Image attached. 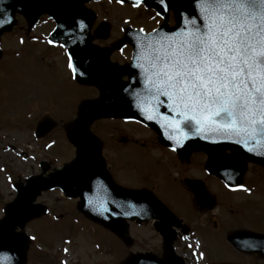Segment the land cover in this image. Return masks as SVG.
Segmentation results:
<instances>
[{
	"label": "rangeland",
	"instance_id": "1",
	"mask_svg": "<svg viewBox=\"0 0 264 264\" xmlns=\"http://www.w3.org/2000/svg\"><path fill=\"white\" fill-rule=\"evenodd\" d=\"M88 7L96 13L89 30L92 35L103 21L109 24L107 37L101 39L93 35V43L98 47L111 49L110 60L120 64L126 60L128 52L125 49L124 53L117 54L115 46L127 27L150 29L164 21L161 18L150 20V12L146 13L143 8L131 9L125 3L103 0L90 2ZM170 11L168 22L173 23V11ZM14 17L16 26L10 32L4 33L0 40V220L4 216L5 205L16 194L14 185L24 183L31 175L39 174L41 162L46 163L47 171H50L72 161L74 150L65 128L75 119L81 101L95 99L99 95L95 88H80L77 85L69 68L64 66V58L54 52L53 45L47 41H36L27 36L17 41L26 32V21L18 12ZM42 22L47 20L43 19ZM50 26L52 27L50 24L40 26L38 31L45 32ZM43 116L52 118L56 125L43 138L37 139L33 130L36 122ZM88 130L103 143L100 155L106 165L111 166L108 168L110 171L114 168V172L120 173L122 183L127 181L125 176L134 179L137 173L144 171L142 167L158 168L155 161L148 160V153L141 154L139 149L131 152L134 154L133 164L121 156L119 158L122 160L117 159L118 152L125 150L120 144L121 137H127L128 140L138 138L147 142L154 138L152 133L141 127L98 117L89 122ZM119 166L121 167L118 168ZM250 169L249 172L254 175L256 190L252 189L247 197L232 194L230 199H224L220 194L216 209L206 215L195 213V219L202 229L210 227L206 224L210 219L209 215L214 214L220 221L221 215L228 214L227 228L221 225L219 230L248 226L264 232V172H260L257 165H250ZM146 178L144 180L150 184L149 175ZM163 179L170 183L167 177ZM125 184L140 186L139 182ZM173 198L178 201L172 206L174 213L186 214L189 207L184 193L177 190ZM36 201L46 204L49 212L53 213L47 220L42 217L36 221L29 219L25 222L23 232L36 239L28 244L27 264H61L65 255L70 258L69 261L64 260L69 264H93L100 260L105 261L103 264H109V261L122 264L130 251H159L160 240L149 231L148 226L132 227L131 233L135 242L129 247L127 243L113 239L106 230L82 217L76 210V205L68 199H62L57 190L43 192ZM60 215L64 216L59 218ZM78 226H82V230L73 233ZM86 228L91 230V235ZM96 234L100 239L94 241L106 251V256H100L96 247L93 248V243L88 244ZM71 236L76 240L66 244L63 238ZM225 240L223 233H204L202 250L209 261L221 263L238 258L234 257L238 254ZM258 264H264V260L260 259Z\"/></svg>",
	"mask_w": 264,
	"mask_h": 264
},
{
	"label": "water",
	"instance_id": "2",
	"mask_svg": "<svg viewBox=\"0 0 264 264\" xmlns=\"http://www.w3.org/2000/svg\"><path fill=\"white\" fill-rule=\"evenodd\" d=\"M87 1L89 0H0V8L5 9L0 13V21H3L0 23V33L14 24L12 13L16 9H20L32 22L42 13H48L57 23L52 39H61L68 44L74 60L73 65H76L74 67L76 74L82 81L93 82L104 89L100 100L81 106L71 126L69 135L76 146L74 161L62 169L55 170L47 177L41 175L31 177L26 181V185L18 186L16 198L7 205L6 217L0 221L2 264L25 263L26 236L14 230L27 218L44 212L41 205L33 203L41 190L60 187L66 196H79L81 201L78 208L108 226L119 223L125 217L151 216L159 211L155 204H146L145 194L121 189L110 181L99 162V144L87 130L89 121L95 117L119 115L142 118L156 125L166 143H172L173 139L170 136L175 135L177 145H227L234 147L242 156L264 164V138L257 136L250 139L246 134L236 136L221 129L219 125L204 127L198 125L195 120L185 127L184 117L170 111L172 102L165 97H155V89L148 82V78L143 76L138 68L133 67L134 64L145 62V51L143 48H138L137 44H134V58L131 65L116 67L108 64V54L102 50H94L90 45L88 37L90 21L86 20L81 27L74 19L78 13L87 11L83 7V3ZM125 1L133 2V0ZM144 3L151 5L162 14L165 13L164 7L158 3V0H145ZM166 6L167 9L175 8L177 25L171 29L162 26L150 35L136 33L137 38L144 39L140 42H146L149 36H156L160 32H178L193 16H196L199 23L194 0H166ZM100 36H106L105 32L100 33ZM125 74L131 79L129 83L117 79ZM146 86L153 90H144ZM52 127L53 123L50 120L43 119L38 123L36 135L42 136ZM237 140L240 142L237 143ZM111 203L115 208H111ZM113 213L117 215L116 219L110 216ZM232 237L239 239L241 243L243 240L247 244H259L264 250L262 234L240 230L232 232L230 239ZM166 238L168 241L169 237ZM158 261L152 264H181L176 260L171 263Z\"/></svg>",
	"mask_w": 264,
	"mask_h": 264
},
{
	"label": "snow or ice",
	"instance_id": "3",
	"mask_svg": "<svg viewBox=\"0 0 264 264\" xmlns=\"http://www.w3.org/2000/svg\"><path fill=\"white\" fill-rule=\"evenodd\" d=\"M144 2L133 0V6ZM194 2L199 23L193 16L178 32L138 42L145 62L133 67L148 78L155 97L172 102L170 111L184 117L185 127L195 120L236 136L264 138V0ZM158 3L167 10L166 0Z\"/></svg>",
	"mask_w": 264,
	"mask_h": 264
},
{
	"label": "flooded vegetation",
	"instance_id": "4",
	"mask_svg": "<svg viewBox=\"0 0 264 264\" xmlns=\"http://www.w3.org/2000/svg\"><path fill=\"white\" fill-rule=\"evenodd\" d=\"M66 52V51H65ZM67 57V54H66ZM120 144H122L125 150H121L118 152L117 159L121 156L126 159V161L132 163L135 160L134 154H131L132 150H140V153H148V160L155 161L158 165V168L149 167H142L141 170L137 175L133 178L130 176H125L126 182L120 180L119 176L120 173L114 172V168L110 171L111 177L120 185L132 189L142 190L143 192L149 194L160 203L172 209V206L178 203L176 199L173 198V194L175 191H182L185 195V199L188 203V210L186 214L176 215L181 221L182 224L177 226L172 220H165L161 221V226L167 232H173L174 240L172 242V248L174 252L178 255L180 254H190L188 247L183 244V240H196L199 241L200 247L203 248L204 243V233L212 231L216 233H223L226 239L227 232L232 229L228 228L225 230H219L221 225L227 228L228 226V214L221 215V220L212 215L210 216L209 221H206V224H209L210 227L202 229L199 225L197 220L195 219V213L199 212L203 215L211 212L207 210L209 205V198H212L214 194L216 199L221 198L230 199V195L239 193L241 195L244 191H230L229 186L217 175H215L212 171L210 163L212 162L213 158H215L212 154V150L204 151L199 148L190 147L183 153H176L169 149L168 147L164 146L155 135L153 139L147 142V140H139L138 138H133L132 140H128L127 137H121ZM148 143V144H147ZM229 150L221 151V156L229 153ZM133 155V156H131ZM226 156V155H225ZM122 160L121 158H119ZM197 161V163H196ZM133 164V163H132ZM243 168L241 172L235 175L236 180L239 181L238 184L242 185L245 189H249L252 184L254 183V175L249 172L250 165H254L250 162L242 163ZM135 165V164H134ZM111 167V166H110ZM108 167V168H110ZM119 166L118 168H120ZM233 173H236V169H231ZM250 173V174H249ZM141 174V175H140ZM146 175H149L151 181L150 184H147L144 179L147 180ZM167 177L170 183H167L163 178ZM135 180V181H134ZM135 182H139L140 186L134 185L129 186L127 184H132ZM217 194H216V193ZM233 197V196H232ZM199 204L200 207H195V204ZM218 203V202H217ZM173 210V209H172ZM227 211V210H226ZM174 212V210H173ZM234 221V220H230ZM153 223V222H152ZM151 223V224H152ZM133 226H138L136 223L131 222L129 224V232L131 231ZM153 226L148 224L149 231L153 232L156 237L160 240L159 251L154 253L152 251H143L139 250L138 252L144 253H154L160 258H167L168 253L164 251L162 246V236L154 231L152 228ZM169 227L173 229V231H169ZM236 228V227H235ZM113 238L115 240H120L116 234L111 232ZM131 245L133 244V240ZM121 241V240H120ZM128 242V240H127ZM229 247L238 254V258L236 259H229L230 263L234 264H258L260 258L258 255L255 254H246L236 250L227 240H225ZM126 243V242H122ZM128 245V244H127ZM130 247V245H128ZM159 252V253H158ZM131 251L129 252V254ZM168 254V255H167ZM171 253L170 255H172ZM169 255V256H170Z\"/></svg>",
	"mask_w": 264,
	"mask_h": 264
}]
</instances>
